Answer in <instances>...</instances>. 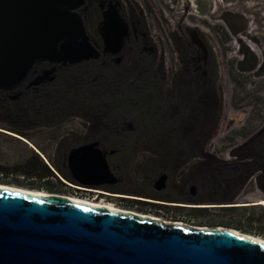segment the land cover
<instances>
[{
	"label": "flooded vegetation",
	"instance_id": "obj_1",
	"mask_svg": "<svg viewBox=\"0 0 264 264\" xmlns=\"http://www.w3.org/2000/svg\"><path fill=\"white\" fill-rule=\"evenodd\" d=\"M229 0H82L73 13L84 26L88 42L99 56L84 63L100 62L118 71L133 72L128 62L143 59L154 73L162 75L163 85H172L179 73L195 75L196 88L210 90L209 105L215 117L220 91L229 100L226 108L232 115L233 131L245 138L243 143L220 158L208 147L190 148L187 162L163 172L150 182L136 177L135 164L129 169L113 168V158L134 148H106L98 143L115 182L98 186H80L71 178L68 193L92 203H104L117 211L147 217L167 227L180 225L187 229L207 225L202 213L193 206L204 203H231L249 197L264 198V153L259 163L253 162L254 149L248 144L264 138V6L262 3L236 4ZM250 3V2H249ZM114 46L110 47L108 41ZM73 66H35L28 79L17 88L30 89L52 83L60 69ZM37 77H47L32 85ZM15 98L12 99H16ZM225 93L221 94V99ZM236 106H239L238 108ZM240 123L236 124L237 118ZM214 125L212 123L213 133ZM136 134L133 130L118 133ZM143 151H154L144 148ZM204 160L227 163L237 173L239 161L244 164L245 177L239 182H203ZM68 165V164H67ZM164 175L166 179L160 182ZM255 206H264V200Z\"/></svg>",
	"mask_w": 264,
	"mask_h": 264
},
{
	"label": "water",
	"instance_id": "obj_2",
	"mask_svg": "<svg viewBox=\"0 0 264 264\" xmlns=\"http://www.w3.org/2000/svg\"><path fill=\"white\" fill-rule=\"evenodd\" d=\"M82 0H0V91L16 94L35 66L97 58L81 19ZM110 47L113 42L108 41ZM47 77H37L38 85ZM91 143L67 157L80 186L115 182ZM166 177L162 175L160 182ZM0 264H264V244L229 231L167 227L147 217L0 190Z\"/></svg>",
	"mask_w": 264,
	"mask_h": 264
},
{
	"label": "trees",
	"instance_id": "obj_3",
	"mask_svg": "<svg viewBox=\"0 0 264 264\" xmlns=\"http://www.w3.org/2000/svg\"><path fill=\"white\" fill-rule=\"evenodd\" d=\"M127 67L134 71H118L100 62L84 63L60 69L52 83L19 89L16 99L11 93L0 91V119L9 123L3 130L29 140L22 127L54 130L73 118L96 121L101 124L96 139L102 141V146L136 149L117 154L111 166L129 169L135 164L140 172L136 178L142 182H150L187 162L196 154L190 148L208 147L214 115L209 105L212 92L196 88L199 80L195 75L179 73L172 85L165 87L162 75L154 73L149 62L132 60ZM115 92L122 102L109 100ZM125 130L136 134H118ZM248 146L254 149L253 162H261L264 138H254ZM144 148L154 151H143ZM56 160L53 166L60 171L59 164L65 161L63 152ZM239 163L241 171L235 173L227 163L204 160L203 182L243 180L244 171L249 169ZM26 168L29 178L44 181L42 188L46 191L66 188L38 154L33 153Z\"/></svg>",
	"mask_w": 264,
	"mask_h": 264
},
{
	"label": "rangeland",
	"instance_id": "obj_4",
	"mask_svg": "<svg viewBox=\"0 0 264 264\" xmlns=\"http://www.w3.org/2000/svg\"><path fill=\"white\" fill-rule=\"evenodd\" d=\"M229 2L236 4H248L253 2L262 3L264 0H229L221 3L226 6ZM250 2V3H249ZM34 81V79L32 80ZM226 91V90H225ZM225 91H220V102L215 104V117L213 118L214 130L211 134L208 148L211 152L224 159H229V154L222 153L227 148L240 145L245 139L237 136L238 129L233 131L231 120L232 115H229L226 108L229 100L226 97ZM225 93V98L221 99V94ZM17 95L11 93V97ZM109 100L113 103L122 102V98L117 92L109 96ZM237 108L239 106H236ZM237 118L236 124L241 120ZM0 184L21 187L27 190L43 191L52 194H62L71 196L68 191L74 186L68 178L70 172L67 165V157L72 149L91 143H100L99 128L101 124L93 120L72 119L67 121L54 130H29V127H22V132L29 136L26 140L18 135L9 133L3 129H7L9 123L0 119ZM13 125H17L16 123ZM65 155V161L59 164L60 171L53 166V162H57L59 153ZM33 153H36L41 158L52 172L56 175L58 181L66 186L61 191L48 192L44 187V181L32 179L28 177L26 163L31 158ZM52 180V179H51ZM52 183L55 180L51 181ZM33 188V189H32ZM39 188V189H38ZM264 200V198L249 197L245 199L235 200L231 203H204L202 205L193 206L202 213L208 214L203 218V222L207 225L195 226L193 230L211 231L215 229H233L241 232L257 236L264 239V206H255L256 202Z\"/></svg>",
	"mask_w": 264,
	"mask_h": 264
},
{
	"label": "bare ground",
	"instance_id": "obj_5",
	"mask_svg": "<svg viewBox=\"0 0 264 264\" xmlns=\"http://www.w3.org/2000/svg\"><path fill=\"white\" fill-rule=\"evenodd\" d=\"M0 190H6V191H9V192H20V193H23V194H26V195H29V196H34V195H41V196H48L49 195L50 196V195H52L51 193H46V192H43V191L27 190V189H24V188H21V187L1 185V184H0ZM58 196L66 197L69 201L74 202V203H79V204H83V205H90V206H94V207L105 208V209L112 210V211L116 210L114 207L109 206V205L104 204V203L95 204V203L88 202V201L83 200V199L76 198L74 196H65V195H62V194H58ZM178 226H180V225H178ZM215 230H217V231H229L231 233H234L235 235H238V236H242L243 235V236H245L247 238L259 241V242L264 244V239L263 238H260V237H257V236H253V235L244 234V233L242 234L241 232H239L237 230H233V229H218V228L215 229Z\"/></svg>",
	"mask_w": 264,
	"mask_h": 264
}]
</instances>
